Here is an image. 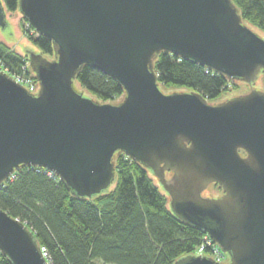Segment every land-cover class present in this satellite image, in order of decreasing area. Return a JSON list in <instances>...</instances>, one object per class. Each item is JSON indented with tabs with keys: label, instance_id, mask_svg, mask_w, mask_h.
Returning a JSON list of instances; mask_svg holds the SVG:
<instances>
[{
	"label": "water",
	"instance_id": "95a60500",
	"mask_svg": "<svg viewBox=\"0 0 264 264\" xmlns=\"http://www.w3.org/2000/svg\"><path fill=\"white\" fill-rule=\"evenodd\" d=\"M54 58L29 55L37 95L0 69V185L21 167L43 168L91 199L116 180L125 155L151 171L173 214L219 246L228 264H264V92L210 103L195 91L164 94L161 53L231 81L264 72V39L232 0H19ZM0 0V27H6ZM89 66L117 81L118 104L75 87ZM169 174H172L169 175ZM218 185L223 195L205 198ZM0 253L50 264L25 223L0 209ZM190 255L175 264H227Z\"/></svg>",
	"mask_w": 264,
	"mask_h": 264
},
{
	"label": "trees",
	"instance_id": "16d2710c",
	"mask_svg": "<svg viewBox=\"0 0 264 264\" xmlns=\"http://www.w3.org/2000/svg\"><path fill=\"white\" fill-rule=\"evenodd\" d=\"M1 1L8 11H19V0ZM232 1L244 22L264 33V0ZM29 31L34 33H27L29 41L53 59V44L31 26ZM28 62L29 54L0 40V69L18 75ZM154 67L160 88L195 91L210 103L239 88L237 81L167 53L157 57ZM76 82L103 104L124 96L117 81L89 66ZM115 164L114 187L91 199L78 197L43 168L21 167L0 185V209L27 225L50 264H175L194 255L205 234L173 214L169 195L153 173L123 154ZM0 264L13 263L0 253Z\"/></svg>",
	"mask_w": 264,
	"mask_h": 264
},
{
	"label": "rangeland",
	"instance_id": "374dc122",
	"mask_svg": "<svg viewBox=\"0 0 264 264\" xmlns=\"http://www.w3.org/2000/svg\"><path fill=\"white\" fill-rule=\"evenodd\" d=\"M5 21H6V27L2 28L0 27V40L13 48L15 51H17L21 55H30L32 53L35 54H42V51L40 48L36 47L33 43H31L27 37V33L30 35H34L31 31L28 32V28L25 25V29L23 28V16L19 11L17 12H10L7 9H5ZM255 31L264 39V33L261 31L255 29ZM49 59V58H48ZM237 86L239 87L237 90H232L227 95L223 96L219 101H216L214 104L223 103L227 100H230L234 97L246 95L250 93L252 90H259L264 92V74L260 75L258 81L252 85H248L242 82H236ZM75 87L79 92H82V94L90 99H93L95 101H98V99L93 96L91 93L86 91L82 86L76 82ZM162 92L164 94H171L177 91H187L185 89H165L161 88ZM123 98V97H122ZM122 98L116 100L113 102V104H118ZM100 102V101H98ZM114 187V185L112 186ZM217 187L213 186L208 189V191L205 193V196L211 197L215 194H218Z\"/></svg>",
	"mask_w": 264,
	"mask_h": 264
},
{
	"label": "built area",
	"instance_id": "2783aa9c",
	"mask_svg": "<svg viewBox=\"0 0 264 264\" xmlns=\"http://www.w3.org/2000/svg\"><path fill=\"white\" fill-rule=\"evenodd\" d=\"M31 25H28V28ZM4 72H6L8 75H10L17 83L25 87L29 93H32L33 95H37L40 89L39 83L34 78L32 74H30V66L29 63H27L22 68V73L18 75H13L9 73L7 70L2 69ZM50 173V172H49ZM44 256L47 258V253L45 249H42ZM196 256L198 255H204L206 257H209L213 259L216 262L219 263H227L229 262L230 258L227 254L223 253L221 249L213 242V240L205 235L203 238V241L201 245L197 248Z\"/></svg>",
	"mask_w": 264,
	"mask_h": 264
},
{
	"label": "flooded vegetation",
	"instance_id": "af4514ba",
	"mask_svg": "<svg viewBox=\"0 0 264 264\" xmlns=\"http://www.w3.org/2000/svg\"><path fill=\"white\" fill-rule=\"evenodd\" d=\"M249 85H252V84H249ZM169 175H171L172 176V174H169ZM213 186H215V187H217V189H218V185H211L210 187H213ZM210 187L208 188V189H210ZM208 189L203 193V196L205 197V198H217V197H221L222 195H223V191L221 190H218V194H215V195H213V196H211V197H207V196H205V193L208 191Z\"/></svg>",
	"mask_w": 264,
	"mask_h": 264
}]
</instances>
